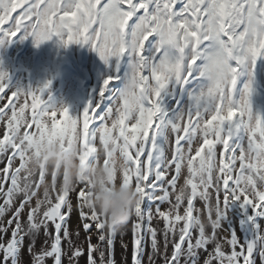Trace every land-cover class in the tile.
I'll return each mask as SVG.
<instances>
[{
    "label": "rangeland",
    "instance_id": "obj_1",
    "mask_svg": "<svg viewBox=\"0 0 264 264\" xmlns=\"http://www.w3.org/2000/svg\"><path fill=\"white\" fill-rule=\"evenodd\" d=\"M77 1L65 10L61 4L58 11L56 0L47 5L31 47L40 53L38 61L29 62L33 83L0 94V264H264V32L254 6L245 20L246 0H186V6L181 0L180 22L172 17V33L166 27L174 7L169 0H156L154 8L147 0L141 5L128 0L135 2L133 10L123 9V1L108 0L101 14L95 12L97 0H90L89 9L82 5L88 0ZM200 1L218 10H206ZM0 8L1 18L7 8L32 7L0 0ZM205 11L211 17L197 43L203 38L210 43L197 57L195 16L200 19ZM129 12L136 18H129ZM51 16L58 38L48 34ZM150 16L153 22H145ZM92 17L91 39L82 50V34ZM224 21L228 27L222 34ZM31 27L32 22L26 24L21 35L28 38ZM151 28L156 29L152 36ZM187 31L191 35L186 38ZM8 34L0 36V86L10 70L7 57H17L23 47L10 49ZM168 34L183 60L174 67L175 55L166 47L155 73L156 56L168 44ZM65 44L71 74L78 75L79 64L93 68L85 73L89 82L84 94L71 76L66 91L53 95L62 78ZM123 45L128 52H121ZM229 55L244 60L238 68L247 86L240 99L228 91L234 68ZM19 61L17 73L23 78L21 66L28 60ZM68 71L66 67V75ZM28 88L32 103L22 92ZM229 136L231 142L224 144ZM76 154L77 159L67 160ZM59 191L64 195L56 206ZM60 207L66 215L58 224L59 241L53 242ZM246 218L255 227L251 259L246 250L250 244L243 240V234L250 237L249 228L242 227ZM38 222L50 230L36 240L30 234ZM159 229L162 243L155 250ZM190 247L195 253L187 256Z\"/></svg>",
    "mask_w": 264,
    "mask_h": 264
},
{
    "label": "bare ground",
    "instance_id": "obj_2",
    "mask_svg": "<svg viewBox=\"0 0 264 264\" xmlns=\"http://www.w3.org/2000/svg\"><path fill=\"white\" fill-rule=\"evenodd\" d=\"M261 1V10L264 12V1L263 0H260ZM188 35V34H187ZM236 38V37H235ZM237 39V38H236ZM242 56V55H241ZM105 87V85L103 84L102 85V89ZM149 93V92H148ZM71 121H69V125H71ZM61 127H63V125H61ZM42 133H44V129H42L41 131ZM43 137V136H42ZM114 139V138H113ZM198 168L200 169V165H198ZM30 178V177H29ZM100 202H102L100 199H99ZM95 205L97 206V204L95 203ZM35 222V221H34ZM162 229V228H161ZM50 230V226L49 225H42L40 224L39 222L37 224H34V228L32 229V232L30 234L31 238H34L36 240L40 239L42 236L46 235ZM176 231H179V227L177 226L176 227ZM158 234L160 235L159 238L160 240H156V239H153L154 242H155V250H158L159 246L161 245L162 243V232L161 230L159 229V232ZM190 250L188 251V255L189 254H192V253H195L193 248L190 247L189 248ZM158 252H156L155 254L157 255ZM157 257V256H156ZM185 264H193L192 261H189Z\"/></svg>",
    "mask_w": 264,
    "mask_h": 264
},
{
    "label": "trees",
    "instance_id": "obj_3",
    "mask_svg": "<svg viewBox=\"0 0 264 264\" xmlns=\"http://www.w3.org/2000/svg\"><path fill=\"white\" fill-rule=\"evenodd\" d=\"M36 195V193H33L30 197H28V198H26V199H23V201L26 203V202H31L32 201V199L34 198V196ZM146 200H149V197H146ZM248 224V226H249V228H251V226H250V223H247ZM84 225L89 229V228H91L92 227V223L91 224H89L88 222H84ZM230 238H234V237H232V236H230ZM54 242V241H53ZM249 249V248H248ZM254 250L251 248L250 250H248V252L249 253H251V252H253ZM94 261V260H93ZM93 261H91L92 262V264H96V263H94Z\"/></svg>",
    "mask_w": 264,
    "mask_h": 264
}]
</instances>
